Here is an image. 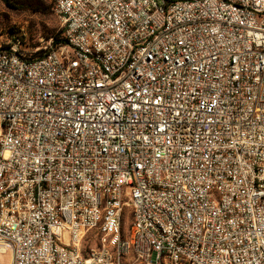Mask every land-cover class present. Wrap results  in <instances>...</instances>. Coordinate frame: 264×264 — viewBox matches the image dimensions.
<instances>
[{
    "label": "built area",
    "instance_id": "1",
    "mask_svg": "<svg viewBox=\"0 0 264 264\" xmlns=\"http://www.w3.org/2000/svg\"><path fill=\"white\" fill-rule=\"evenodd\" d=\"M66 44H0L10 264H264V0H49Z\"/></svg>",
    "mask_w": 264,
    "mask_h": 264
},
{
    "label": "rangeland",
    "instance_id": "2",
    "mask_svg": "<svg viewBox=\"0 0 264 264\" xmlns=\"http://www.w3.org/2000/svg\"><path fill=\"white\" fill-rule=\"evenodd\" d=\"M0 0V44L19 36L25 48L43 53L52 35L63 29L60 17L49 0ZM41 8L42 11H35ZM64 34V33H63ZM64 36V35H63ZM9 251L0 252V264H10ZM133 264H147L137 260Z\"/></svg>",
    "mask_w": 264,
    "mask_h": 264
},
{
    "label": "trees",
    "instance_id": "3",
    "mask_svg": "<svg viewBox=\"0 0 264 264\" xmlns=\"http://www.w3.org/2000/svg\"><path fill=\"white\" fill-rule=\"evenodd\" d=\"M5 1L9 2L8 0H5ZM52 6H53V4H52ZM35 11H42V9L41 8H36ZM63 33H64V28L60 32L52 35L53 44L55 46H60V45L66 44V38H65V36H63L64 35ZM21 42H22V40H21Z\"/></svg>",
    "mask_w": 264,
    "mask_h": 264
}]
</instances>
